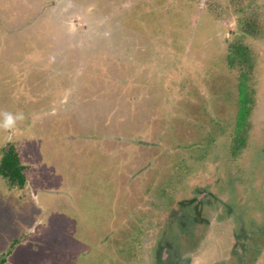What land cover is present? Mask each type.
<instances>
[{"label": "rangeland", "instance_id": "rangeland-1", "mask_svg": "<svg viewBox=\"0 0 264 264\" xmlns=\"http://www.w3.org/2000/svg\"><path fill=\"white\" fill-rule=\"evenodd\" d=\"M3 113L0 264H264V0H0Z\"/></svg>", "mask_w": 264, "mask_h": 264}, {"label": "trees", "instance_id": "trees-1", "mask_svg": "<svg viewBox=\"0 0 264 264\" xmlns=\"http://www.w3.org/2000/svg\"><path fill=\"white\" fill-rule=\"evenodd\" d=\"M243 29L247 33H252L253 25L246 24ZM238 49L239 52L235 53L233 48L229 47L224 57V63L230 72H237L236 78L238 80V87L243 90L242 85L244 82H246L247 85L251 86L250 80L253 76H255V70L257 67H255V64H253V62L250 60L249 56L252 53L251 51H249V47L245 43L241 44ZM237 58L242 59L243 62L238 61L237 63H235L237 61ZM238 64H240V66ZM246 96L247 99L246 101L244 100V102L249 103L246 108L242 107V109L244 113H247L245 116H248L251 115V112L254 109L255 99H253L249 95ZM250 128H252V122L249 120H238L236 122L235 128L233 129L231 135V155L234 158H236L239 152H241L242 149L246 146L249 139ZM17 151L18 150L16 149V146H10L6 151H4L0 159V175L5 179L11 178L14 180L16 177H19L20 184L24 185L25 180L23 177H20V175H22L23 173L22 170L24 168V164L20 162V156ZM12 172L17 174V176L13 178L10 175V173Z\"/></svg>", "mask_w": 264, "mask_h": 264}, {"label": "clouds", "instance_id": "clouds-1", "mask_svg": "<svg viewBox=\"0 0 264 264\" xmlns=\"http://www.w3.org/2000/svg\"><path fill=\"white\" fill-rule=\"evenodd\" d=\"M3 118L0 120V126L7 128V129H12L15 127L16 122L18 120L23 119L22 114H12V113H3L2 114Z\"/></svg>", "mask_w": 264, "mask_h": 264}, {"label": "flooded vegetation", "instance_id": "flooded-vegetation-1", "mask_svg": "<svg viewBox=\"0 0 264 264\" xmlns=\"http://www.w3.org/2000/svg\"><path fill=\"white\" fill-rule=\"evenodd\" d=\"M162 263V262H161ZM216 264H217V262H216Z\"/></svg>", "mask_w": 264, "mask_h": 264}]
</instances>
